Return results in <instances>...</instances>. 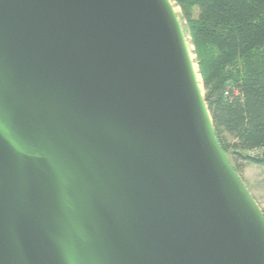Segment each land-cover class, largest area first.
<instances>
[{"label": "water", "instance_id": "95a60500", "mask_svg": "<svg viewBox=\"0 0 264 264\" xmlns=\"http://www.w3.org/2000/svg\"><path fill=\"white\" fill-rule=\"evenodd\" d=\"M169 0H0V264H264Z\"/></svg>", "mask_w": 264, "mask_h": 264}, {"label": "trees", "instance_id": "16d2710c", "mask_svg": "<svg viewBox=\"0 0 264 264\" xmlns=\"http://www.w3.org/2000/svg\"><path fill=\"white\" fill-rule=\"evenodd\" d=\"M176 1L223 149L237 172L264 166V0Z\"/></svg>", "mask_w": 264, "mask_h": 264}, {"label": "rangeland", "instance_id": "374dc122", "mask_svg": "<svg viewBox=\"0 0 264 264\" xmlns=\"http://www.w3.org/2000/svg\"><path fill=\"white\" fill-rule=\"evenodd\" d=\"M175 15L177 16L178 22L180 24L181 30L183 32L187 48L189 50L190 58L193 63V67L196 70V74H198L200 78V84L203 86V80L200 74L199 64H198V56L196 54V47L192 43L191 35L188 29L187 22L183 18V13L181 7L178 5L176 0H169ZM198 72V73H197ZM203 93L204 87L202 88ZM228 154V153H227ZM229 160L235 168V164L233 163L230 154H228ZM250 192L251 196L261 209L264 214V166L258 165L254 163H246L243 169L237 172Z\"/></svg>", "mask_w": 264, "mask_h": 264}, {"label": "bare ground", "instance_id": "6f19581e", "mask_svg": "<svg viewBox=\"0 0 264 264\" xmlns=\"http://www.w3.org/2000/svg\"><path fill=\"white\" fill-rule=\"evenodd\" d=\"M194 71L196 72V70H194ZM197 73H198V72H197ZM195 76H196L195 78H196L197 83H198V84H197V86H198V90H199L201 96L203 97V96H204V95H203L204 93H203V90H202V88H203V86L201 85L202 83L200 84V81H199L200 78H199L198 74L195 73Z\"/></svg>", "mask_w": 264, "mask_h": 264}, {"label": "built area", "instance_id": "2783aa9c", "mask_svg": "<svg viewBox=\"0 0 264 264\" xmlns=\"http://www.w3.org/2000/svg\"><path fill=\"white\" fill-rule=\"evenodd\" d=\"M226 95H229V91H228V90L226 91ZM256 151H257V150H256ZM254 152H255V151H254Z\"/></svg>", "mask_w": 264, "mask_h": 264}]
</instances>
